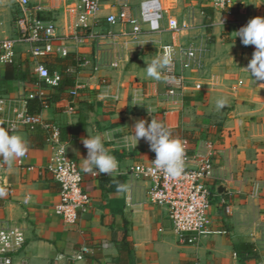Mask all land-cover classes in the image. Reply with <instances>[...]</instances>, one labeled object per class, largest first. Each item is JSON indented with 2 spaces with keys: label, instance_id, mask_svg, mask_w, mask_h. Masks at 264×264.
<instances>
[{
  "label": "crops",
  "instance_id": "obj_1",
  "mask_svg": "<svg viewBox=\"0 0 264 264\" xmlns=\"http://www.w3.org/2000/svg\"><path fill=\"white\" fill-rule=\"evenodd\" d=\"M141 1L104 3L99 21L87 27L81 41L69 36L76 20L73 0L56 11L33 6L39 16L55 22L68 53L76 58L66 72L74 78L77 96H69L68 90L44 107L40 117L56 127L78 164L91 205L74 223L57 215L59 185L47 168L54 154L50 132L41 145L36 132L26 127L12 133L28 143L25 156L11 167L0 160V189L5 192L0 219L25 233L12 264H67V256L83 244L91 247V262L97 264H264V81L254 83L244 70L255 46H244L234 33L251 18L264 17V0H231L222 9L213 8L209 0H159L163 18L157 31L145 24L135 32L127 23H105V15L120 4L137 16ZM168 19H175L179 29L169 30ZM5 33L0 25V39ZM93 33L103 34L98 43ZM166 43L175 48V67L184 80L173 94L166 89L164 70L160 81L147 77L145 70ZM23 45L21 53L17 47L13 63L21 68L28 63L32 75L28 46ZM189 47L196 54L183 67L185 56L179 49ZM5 70L0 65V94L13 100L14 109L25 110L26 93L38 88L5 79ZM221 97L227 98V106L217 110L215 102ZM153 118L189 149L213 144L217 154L208 221L211 228H225L226 234H210L197 244L179 243L166 211L149 200L150 181L132 173L133 166L148 164L155 153L143 138L134 147L131 131L138 120L147 126ZM97 134L118 161L110 175L82 170L87 157L82 140Z\"/></svg>",
  "mask_w": 264,
  "mask_h": 264
},
{
  "label": "built area",
  "instance_id": "obj_2",
  "mask_svg": "<svg viewBox=\"0 0 264 264\" xmlns=\"http://www.w3.org/2000/svg\"><path fill=\"white\" fill-rule=\"evenodd\" d=\"M12 1L18 9L14 14L16 36L0 39V65L12 63L18 45L26 44L31 57L32 75L48 87L58 85V73L49 71L42 55L65 56L68 51L63 43L64 38L57 33L55 22L39 16L29 0ZM109 1L111 0H73L76 20L69 36L77 41L83 40L88 34L87 27L94 26L99 21L98 12L101 6ZM209 1L213 8L218 9L231 3V0ZM162 18V6L159 0H142L137 16L130 12L126 4H120L115 12L105 15L104 21L108 25L127 23L135 32H138L141 24H145L151 31L160 30ZM167 28L172 31L178 30L177 21L168 19ZM91 36L98 43V39L103 37V34L93 33ZM168 49L172 50L173 60L164 69V82L168 93L173 94L182 88L184 80L182 73L178 72L175 67L177 56L173 44H162L159 47L158 56ZM179 51L185 56L182 62L183 67H188L189 60L196 54L194 48H180ZM35 85L38 89L26 93L24 101L27 97H45L39 84ZM69 94L72 97L77 96L78 87L75 85L69 90ZM0 124L5 128H11L12 133L21 127L31 128L34 125H42L50 130L49 135L54 146V154L47 168L59 185L58 200L54 205V211L66 223L77 221L79 213L90 207L91 198L83 187L82 171L76 161L69 157L64 143L59 139L56 127L44 123L40 114H28L22 108L14 109L13 100L5 94H0ZM184 148L185 170L178 178L170 177L155 168L153 164L155 154L152 155L148 164L139 163L133 166L131 171L135 176L150 181L147 192L149 200L166 211L177 241L181 244H197L202 237L210 234L227 233L225 228H211L208 221V210L211 205L210 180L214 178V159L217 151L213 144L208 142H203L193 149H189L187 144H184ZM3 166V163H0V169ZM229 211V206L226 205L225 212ZM24 243L23 228L0 219V264H12L14 256L22 249ZM91 253V247L83 244L77 251L67 256L69 262L67 264H97L91 262Z\"/></svg>",
  "mask_w": 264,
  "mask_h": 264
},
{
  "label": "clouds",
  "instance_id": "obj_3",
  "mask_svg": "<svg viewBox=\"0 0 264 264\" xmlns=\"http://www.w3.org/2000/svg\"><path fill=\"white\" fill-rule=\"evenodd\" d=\"M220 23L222 24L221 20ZM234 33L244 46H255L252 58L244 70L254 83L264 81V17L251 18L245 26ZM172 60L171 49L153 58L145 67L147 77L160 81L163 70L172 63ZM133 105H139V102H134ZM226 106L227 98L221 97L215 102L217 110H223ZM131 136L134 147L141 138L149 144L150 150L155 153L153 164L157 170L173 178H178L183 174L186 158L184 144L172 137L163 122L153 118L146 126L145 120H138L134 125V132L131 131ZM82 143L87 149V157L82 159V170L85 173L110 175L118 169V161L105 148L102 135H88ZM27 151L26 139L21 135L12 134L11 128H5L0 124V160L11 167L13 161L25 156ZM63 153L62 151V155ZM4 194V190L0 189V196Z\"/></svg>",
  "mask_w": 264,
  "mask_h": 264
},
{
  "label": "trees",
  "instance_id": "obj_4",
  "mask_svg": "<svg viewBox=\"0 0 264 264\" xmlns=\"http://www.w3.org/2000/svg\"><path fill=\"white\" fill-rule=\"evenodd\" d=\"M45 64L51 73L57 72L59 75L58 85L54 87L46 86L42 81H39L36 77L31 75V70L28 63H25L24 68L15 65L13 62L6 64V70L4 73L5 79H21L24 83L39 84L41 88L47 89L49 95L44 98L39 97H27L25 100V110L28 114H40L42 109L59 98L66 95V92L74 87L75 81L72 75L66 72L67 68L71 65L76 64V58L73 53H67L65 56H45ZM78 60V59H77ZM71 96V95H69ZM29 130L35 131L40 139L39 145H41L49 134L40 125H34ZM2 201L0 199V205ZM244 246L249 248V243H244Z\"/></svg>",
  "mask_w": 264,
  "mask_h": 264
},
{
  "label": "rangeland",
  "instance_id": "obj_5",
  "mask_svg": "<svg viewBox=\"0 0 264 264\" xmlns=\"http://www.w3.org/2000/svg\"><path fill=\"white\" fill-rule=\"evenodd\" d=\"M31 6L38 5L37 11H46L49 9H53L56 11L57 9H66L68 8L70 2L72 0H29ZM0 25H4V29H6L7 35L6 37H14L16 36L15 30V19L14 14L18 11L16 4L13 3L12 0H0ZM39 9V10H38ZM43 17H46L44 14ZM24 45L20 44L18 46V51L21 53ZM45 55H42V58Z\"/></svg>",
  "mask_w": 264,
  "mask_h": 264
},
{
  "label": "water",
  "instance_id": "obj_6",
  "mask_svg": "<svg viewBox=\"0 0 264 264\" xmlns=\"http://www.w3.org/2000/svg\"><path fill=\"white\" fill-rule=\"evenodd\" d=\"M242 26L241 25H238V28H241Z\"/></svg>",
  "mask_w": 264,
  "mask_h": 264
}]
</instances>
